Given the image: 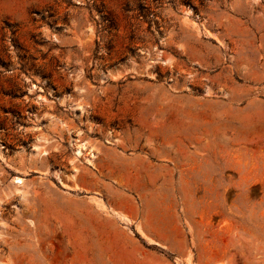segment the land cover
Wrapping results in <instances>:
<instances>
[{
    "label": "rangeland",
    "instance_id": "rangeland-1",
    "mask_svg": "<svg viewBox=\"0 0 264 264\" xmlns=\"http://www.w3.org/2000/svg\"><path fill=\"white\" fill-rule=\"evenodd\" d=\"M0 264H264V0H0Z\"/></svg>",
    "mask_w": 264,
    "mask_h": 264
},
{
    "label": "bare ground",
    "instance_id": "bare-ground-1",
    "mask_svg": "<svg viewBox=\"0 0 264 264\" xmlns=\"http://www.w3.org/2000/svg\"><path fill=\"white\" fill-rule=\"evenodd\" d=\"M81 147H82V146H81ZM80 155H81V149H79V147H78V148H76V156H80ZM89 155H91V154L89 153ZM92 157H94V156H92ZM13 181H14V183H15L16 185H19V184H21V182H22V180H21L20 178H15ZM100 206H101V205H100ZM101 208H102V209H105L103 205L101 206Z\"/></svg>",
    "mask_w": 264,
    "mask_h": 264
}]
</instances>
